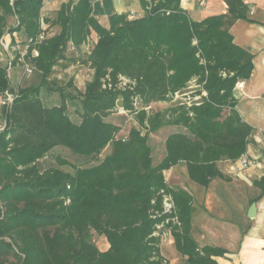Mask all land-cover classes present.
Masks as SVG:
<instances>
[{"label": "trees", "instance_id": "trees-1", "mask_svg": "<svg viewBox=\"0 0 264 264\" xmlns=\"http://www.w3.org/2000/svg\"><path fill=\"white\" fill-rule=\"evenodd\" d=\"M141 1V15L113 13L103 22L92 0H67L52 16L45 0H0V39L10 17L17 19L11 30L25 35L14 62L49 76L60 60L77 54L75 62L93 71L79 92V123L62 104L45 106L30 91L11 107L0 131V264H168L161 252L165 234L188 264H220L216 258L228 253L196 242L193 197L169 186L165 171L183 163L189 178L207 187L215 178L231 179L220 161L247 155L255 129L239 113L234 90L251 77L255 55L235 43L231 27L248 19L250 5L225 0L226 12L193 21L181 0ZM194 80L201 88L184 95L190 100L152 110ZM8 88L0 66V93ZM203 90L207 96L193 101ZM121 108L142 129L185 131L169 134L165 156L155 163L141 129L105 120ZM109 145L110 154L92 166L60 156L56 167L39 164L57 146L97 157ZM66 165L74 172L61 168ZM254 184L264 192V174ZM166 197L173 202L169 211ZM96 235L105 236L107 249Z\"/></svg>", "mask_w": 264, "mask_h": 264}, {"label": "crops", "instance_id": "crops-1", "mask_svg": "<svg viewBox=\"0 0 264 264\" xmlns=\"http://www.w3.org/2000/svg\"><path fill=\"white\" fill-rule=\"evenodd\" d=\"M66 1L47 0L44 11L52 16ZM243 1L250 5L248 19L237 20L231 27V33L235 43L255 55L254 68L251 77L241 81L242 86L237 85L234 92L238 99L239 113L255 129L247 151L253 162L245 166L240 160L220 161L219 168L231 179L215 178L207 187L193 182L183 163L165 171L169 186L174 189L182 188L193 197L195 213L192 218V234L196 242L200 246L211 245L227 250L224 257L216 258L220 264H264V192L254 184L264 174V0ZM92 2L93 14L103 22L113 13H143L141 0ZM181 6L193 21L222 14L227 9L225 0H181ZM193 84L190 82L188 88L194 87ZM187 90L182 94L191 92ZM176 101L185 99L174 100L170 106ZM175 127L173 131H185L182 126ZM169 134L164 138L162 158L166 153L165 141ZM254 203L255 217H250L249 210ZM96 236L99 247L107 249L105 236ZM171 239V243L165 245L163 242L161 247L168 264L172 257L180 262H187L186 257L177 252L174 240Z\"/></svg>", "mask_w": 264, "mask_h": 264}, {"label": "rangeland", "instance_id": "rangeland-1", "mask_svg": "<svg viewBox=\"0 0 264 264\" xmlns=\"http://www.w3.org/2000/svg\"><path fill=\"white\" fill-rule=\"evenodd\" d=\"M16 25V17H10L7 25L8 31L3 36L5 40L3 41L0 39V66L6 68L9 80V88L5 91L15 93L16 98L22 91H30L31 94H37L38 99H40L45 106L49 107L62 104L67 109L68 114L74 122H81L82 118L80 116V111L82 110V98L79 92L85 90L86 83L92 79L93 71L87 65L75 62L78 58L77 54H68V58L60 60L55 65L53 73L49 76H44L36 71L28 72L25 65L21 64L19 61L14 62L16 60V53L20 50L22 51V45L25 40V35L22 31H12L15 29ZM90 44L91 43H88L82 47V50L78 53L79 56L85 55V53L90 50ZM195 90V87H191L188 88L187 91ZM170 103L172 104L174 102L154 103L151 105V108L154 111H165L170 107ZM11 107L12 106L8 107V109L0 113V131L6 126ZM105 120L113 124L121 125L126 130L131 127L141 129L142 133L148 138L155 162H158L163 156L164 138L176 128L175 126H164L157 130L142 129L138 125L135 115L127 113L124 110H119L109 115ZM173 132H177V130ZM110 152L111 146L106 148L97 157H87L74 152L69 147L57 146L40 160L39 164L44 169L56 167L58 166L56 159L60 156L69 160L72 165L92 166L105 158ZM72 165L62 166L61 168L69 172H74ZM95 239L98 241L97 236H95ZM166 240L167 241L164 242L165 245L172 242L171 237ZM170 264L188 263L180 262L176 257H172Z\"/></svg>", "mask_w": 264, "mask_h": 264}, {"label": "built area", "instance_id": "built-area-1", "mask_svg": "<svg viewBox=\"0 0 264 264\" xmlns=\"http://www.w3.org/2000/svg\"><path fill=\"white\" fill-rule=\"evenodd\" d=\"M46 2H47V0H45V4H46ZM2 40L4 41L5 39L2 37ZM32 40L33 39H30V42ZM34 54L35 55H38V51L37 50H34ZM24 55H25V53H22V56H21L20 60H23ZM24 65L26 66V69H27L28 72H32L33 71V69L30 68L27 64H24ZM192 82L195 84V80L192 81ZM123 83H126V81H124ZM237 85L238 86H242V82H238ZM194 87L195 88L198 87L199 89L201 88L199 85H196V84H195ZM190 93H192V91L189 92V93L188 92H185L184 94H182V93H176L175 96H174V100H180L182 98L189 99L190 100L189 97H184V95H189ZM202 96H207V92L203 90L201 95H196L193 98V101H199ZM15 98H16L15 93H12V92H9V91L1 92L0 93V113H2L5 109H8V107L12 106L13 105V102L15 101ZM120 110H124V109L121 108ZM124 111H126V110H124ZM240 161L245 166L251 165L252 162H253L252 159L248 155L242 156L241 159H240ZM164 205H165V211H169L173 207V202H172V200H171L170 197H166V199L164 201ZM167 237H169V234H165V239Z\"/></svg>", "mask_w": 264, "mask_h": 264}, {"label": "water", "instance_id": "water-1", "mask_svg": "<svg viewBox=\"0 0 264 264\" xmlns=\"http://www.w3.org/2000/svg\"><path fill=\"white\" fill-rule=\"evenodd\" d=\"M255 213H256V203L252 204V206L250 207L249 216L255 217Z\"/></svg>", "mask_w": 264, "mask_h": 264}]
</instances>
